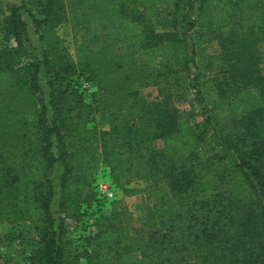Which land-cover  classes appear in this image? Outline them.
Instances as JSON below:
<instances>
[{"label": "trees", "instance_id": "trees-1", "mask_svg": "<svg viewBox=\"0 0 264 264\" xmlns=\"http://www.w3.org/2000/svg\"><path fill=\"white\" fill-rule=\"evenodd\" d=\"M100 4L117 38L69 44ZM262 42L264 0H20L0 14V264H264ZM207 74L215 100L197 95L196 122L175 103ZM134 173L158 227L144 222L146 243L96 186L115 196Z\"/></svg>", "mask_w": 264, "mask_h": 264}, {"label": "rangeland", "instance_id": "rangeland-1", "mask_svg": "<svg viewBox=\"0 0 264 264\" xmlns=\"http://www.w3.org/2000/svg\"><path fill=\"white\" fill-rule=\"evenodd\" d=\"M16 0H0V14H4L10 6L15 2ZM89 10L92 12L93 16H95V22L93 24L86 26V27H77L74 30H70L69 27L64 30V33H66V39L69 42V44H72L73 39L77 40L80 43H88L89 41H92L93 37L95 35H101L105 34L106 32L111 33V35L114 38L115 37V29L114 27L116 24H118V19L116 16V11L114 8L108 6L107 4H100V5H92L90 6ZM157 30H160V24L156 28ZM214 35H210L211 39L213 38ZM118 48L120 50L123 49V44L122 43H117ZM94 47V45H92ZM217 48V47H216ZM218 49V48H217ZM216 52V51H215ZM208 55L213 56L214 51L213 48L210 47V49H207L205 52ZM214 58V57H213ZM180 114L181 111H179ZM215 118H218V113H215ZM220 154V152H218ZM211 156L205 155L203 152H201V158L202 161H206L208 158ZM180 161V160H179ZM227 159H224L222 162L217 163L216 160H214L213 167H215L217 170L220 169V167L224 166L225 170L221 174V178H229L231 176V170L228 168V163ZM216 176L212 173L210 174V180H214ZM125 183V184H124ZM123 186V191L122 189H117L118 191L116 192L115 196L113 198H119L122 202V206H124L125 210L127 213L131 214L132 216V222L129 224L130 230L132 229L133 231L131 234H136L137 238H140V242H145L147 239V233L148 231V226H144V222L149 223L151 229H157L155 228V223L154 225L151 223L153 221L154 216L150 215L153 212V208L151 205L146 204L144 202V197L143 193L145 189L147 188V183H145L141 176L139 174H130L129 176H125L122 179ZM135 230V231H134ZM7 231V228L4 224V219L2 216H0V234H4ZM148 245V244H147ZM148 249V246H147ZM148 251V250H147ZM146 251V252H147ZM139 254L137 256L141 255L142 258V253L138 252ZM138 258V257H135ZM134 260V259H133ZM132 260V261H133ZM147 264L148 260H146ZM191 264H199L197 260H193Z\"/></svg>", "mask_w": 264, "mask_h": 264}, {"label": "built area", "instance_id": "built-area-1", "mask_svg": "<svg viewBox=\"0 0 264 264\" xmlns=\"http://www.w3.org/2000/svg\"><path fill=\"white\" fill-rule=\"evenodd\" d=\"M202 80V84L200 85H194V84H186L185 90H184V99L182 101H179L176 103V108H178L181 113L185 114H195V121L196 122H202L205 118V115L203 114V111L200 106L197 105V95L199 94L200 97L204 100V105L210 104L211 101L215 100V91H214V84L212 82V76L203 75L200 76ZM208 108L210 106L208 105ZM215 121H211L210 123H214ZM209 137L206 139L204 144L202 145V152L207 156L210 153L211 147L218 150L215 145V141H217L218 137L213 136V132L210 130L207 134ZM97 191L99 197H104L108 200H111L114 196L113 191L111 190V187L109 183L105 180L99 179L97 181Z\"/></svg>", "mask_w": 264, "mask_h": 264}, {"label": "crops", "instance_id": "crops-1", "mask_svg": "<svg viewBox=\"0 0 264 264\" xmlns=\"http://www.w3.org/2000/svg\"><path fill=\"white\" fill-rule=\"evenodd\" d=\"M19 2H20V0H16L13 4H18ZM215 42L216 41L212 42L209 47L213 48L214 55L217 57L216 61H214V62H219V57L218 56L220 54V49L216 48L217 45H216ZM260 48H261V51L264 53V42H262V46H260ZM214 62H213V64H214ZM261 70L264 73V63L261 65ZM141 95L143 97H145V99H147V101L153 100L154 98H156V95H157L156 88L155 87H148V88L142 89L141 90ZM176 103H175V106H176ZM182 115H187V114L182 113ZM180 159L185 160V156L180 155ZM143 197H144V194H143ZM138 254L139 253L136 252V253H133V254L129 255L128 258H127L128 262H131L134 259L133 261H137V262L139 261V263L142 264L141 262H143V261L141 260V255L137 256ZM135 257H138V258H135Z\"/></svg>", "mask_w": 264, "mask_h": 264}]
</instances>
